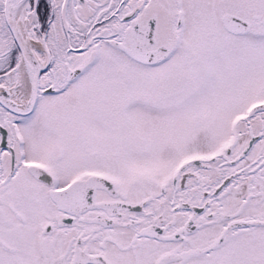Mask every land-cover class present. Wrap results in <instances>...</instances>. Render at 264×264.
Listing matches in <instances>:
<instances>
[{
    "label": "snow or ice",
    "instance_id": "obj_1",
    "mask_svg": "<svg viewBox=\"0 0 264 264\" xmlns=\"http://www.w3.org/2000/svg\"><path fill=\"white\" fill-rule=\"evenodd\" d=\"M0 264H264V0H0Z\"/></svg>",
    "mask_w": 264,
    "mask_h": 264
}]
</instances>
